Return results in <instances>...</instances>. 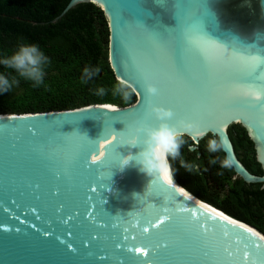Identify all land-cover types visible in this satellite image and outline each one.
Returning a JSON list of instances; mask_svg holds the SVG:
<instances>
[{
	"label": "water",
	"instance_id": "1",
	"mask_svg": "<svg viewBox=\"0 0 264 264\" xmlns=\"http://www.w3.org/2000/svg\"><path fill=\"white\" fill-rule=\"evenodd\" d=\"M176 2L70 0L60 14L79 3L101 8L110 69L117 81L132 86L136 99L124 107L0 114V264H264V235L257 229L173 178L169 184L163 175L149 176L135 162L120 167L122 156L138 151L134 145L117 151L122 121L135 126L140 111L163 106L177 109L185 122L203 117L206 125L194 123L188 132L192 142L223 137L222 152L231 157L235 175L264 187V0H182L222 46L208 54L211 68L197 60L185 63L176 54L182 43ZM204 4L211 15L204 14ZM231 44L246 51L234 52ZM248 52L260 55L261 63L245 72L242 58ZM137 63L149 67L142 86L159 90L151 101L137 84L132 70ZM225 97L230 110L209 116V111L219 115ZM158 123L153 118L143 126ZM168 123L178 124L175 118ZM233 124L252 141L260 176L237 158L228 135ZM159 218L165 222L153 227Z\"/></svg>",
	"mask_w": 264,
	"mask_h": 264
},
{
	"label": "trees",
	"instance_id": "2",
	"mask_svg": "<svg viewBox=\"0 0 264 264\" xmlns=\"http://www.w3.org/2000/svg\"><path fill=\"white\" fill-rule=\"evenodd\" d=\"M70 0H0V56L10 53L23 41L40 45L50 58L45 83L33 87L21 80L10 92L0 94V114L36 113L74 109L95 104L128 106L129 100L111 94L97 96L93 90L99 86L110 88L118 82L108 62L109 30L100 7L92 3H79L63 14ZM99 66L97 76L87 84L81 82L86 66ZM0 66V71H3ZM234 152L245 168L260 176L262 168L256 160L254 146L239 124L228 128ZM207 135L188 151L182 149L183 158L199 165L189 173L173 162V180L188 192L229 216L242 221L264 235V187L245 183L233 169L223 170L209 160L224 153H209ZM187 138V137H186ZM179 171H175V169Z\"/></svg>",
	"mask_w": 264,
	"mask_h": 264
},
{
	"label": "clouds",
	"instance_id": "3",
	"mask_svg": "<svg viewBox=\"0 0 264 264\" xmlns=\"http://www.w3.org/2000/svg\"><path fill=\"white\" fill-rule=\"evenodd\" d=\"M50 58L42 50L40 45L21 42L10 53L0 56V94L10 92L18 86L21 80L31 82L33 87H40L45 83L46 69L50 64ZM99 66H86L81 73V82L87 84L99 73ZM134 89L123 81L114 83L110 88L99 86L93 90L97 96L111 94L120 97L124 101L130 99ZM149 94H156L157 89L153 85L147 86ZM151 112L159 121L155 126L145 125L139 129V139L134 144L138 148L135 153L130 152L122 156L120 167L135 162L141 172L149 176L163 175L164 179L172 182L174 174L173 162H178L179 167L189 173L198 170L199 165L183 158L182 149L187 145L188 151H193L194 146L189 143L191 139L188 132L196 125L192 122L180 121L177 125H170L168 120L172 117L170 109L159 106H151ZM183 129V131L181 130ZM187 137V138H186ZM225 139L215 135L210 136L206 142V150L209 153H220L224 149ZM211 165H218V175H223V170L231 169L233 161L229 156H215L209 160ZM179 171V169H175Z\"/></svg>",
	"mask_w": 264,
	"mask_h": 264
},
{
	"label": "snow or ice",
	"instance_id": "4",
	"mask_svg": "<svg viewBox=\"0 0 264 264\" xmlns=\"http://www.w3.org/2000/svg\"><path fill=\"white\" fill-rule=\"evenodd\" d=\"M158 2H163V0H158ZM204 9V14H209L207 10V5L204 4L202 5ZM176 8V15L180 21L178 27L180 29V37H181V46L177 51V55L179 58L184 61L185 63H188L189 61L197 60L200 63H202L206 67H213L214 61L209 57L210 52L214 51H220L222 50V46L218 45L215 41L211 40L208 35L204 32L203 25L198 17L192 18L189 15V11L187 9V6L182 2V0H177L175 4ZM176 29H170L169 31H175ZM229 48H232L233 51H246V49L243 46H237L234 44H231ZM261 54H264V50L261 51ZM168 55H171V53H168ZM131 63V62H129ZM261 63L260 55H252L250 52L247 53L242 58V65H243V70L245 72H250L251 70L255 69L257 65ZM132 70L135 72L138 81L137 84L141 86V90L145 92V99L151 101V97L155 96L158 94L159 90L158 88L152 84L156 89L157 93L156 94H149L147 89L143 87L142 85L147 84L150 76H149V67L144 64H135L133 65ZM117 71L118 73L124 78L127 79V76L120 71V65L119 63L117 64ZM244 95H250L249 93H243ZM230 105V100L225 97L222 105L217 106L219 110V115H215L214 112L209 111L207 114L209 116H213L214 119L220 116L223 113H226L230 110V107H227ZM162 108H166L163 106H159ZM170 109L172 112V118H175V122H180V121H185V118L179 116V112L175 108H166ZM134 111H139V110H134ZM155 115L151 112V110H146V111H140L138 116H137V124L135 126L129 124L128 121H122L125 124V128L123 131L120 132L119 136L116 135L115 141L119 139L120 143L117 146V151L122 146H131L136 143V141L139 139L140 133L139 129L146 124L149 120L153 119ZM213 119V120H214ZM193 123L199 124L202 127L206 125L204 122L203 117L200 118H195L191 119ZM210 126V123H208ZM202 134L200 131L197 132V135ZM112 144H109L108 146L110 147ZM96 162H99L97 158H94ZM169 184H171L170 181H168ZM165 221L160 220V218L157 220L156 225L153 227H157L158 225L163 224ZM143 231L145 233L148 232L147 228H144ZM162 246H166L162 245ZM144 251L143 248H136L135 252L136 253H142ZM205 256L208 255L207 252L204 253ZM246 255V254H245Z\"/></svg>",
	"mask_w": 264,
	"mask_h": 264
},
{
	"label": "flooded vegetation",
	"instance_id": "5",
	"mask_svg": "<svg viewBox=\"0 0 264 264\" xmlns=\"http://www.w3.org/2000/svg\"><path fill=\"white\" fill-rule=\"evenodd\" d=\"M244 0H240V2H243ZM240 21H234V23H231V24H235L237 27H240V24H239ZM240 29V28H239Z\"/></svg>",
	"mask_w": 264,
	"mask_h": 264
},
{
	"label": "bare ground",
	"instance_id": "6",
	"mask_svg": "<svg viewBox=\"0 0 264 264\" xmlns=\"http://www.w3.org/2000/svg\"><path fill=\"white\" fill-rule=\"evenodd\" d=\"M198 136V135H197Z\"/></svg>",
	"mask_w": 264,
	"mask_h": 264
}]
</instances>
